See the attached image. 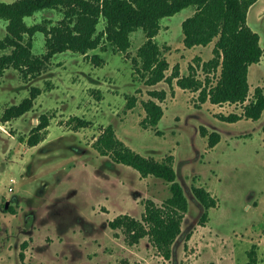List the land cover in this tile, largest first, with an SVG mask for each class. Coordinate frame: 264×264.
<instances>
[{
  "label": "rangeland",
  "instance_id": "1",
  "mask_svg": "<svg viewBox=\"0 0 264 264\" xmlns=\"http://www.w3.org/2000/svg\"><path fill=\"white\" fill-rule=\"evenodd\" d=\"M261 2L249 12L248 23L264 50ZM191 14L187 8L160 20L155 41L169 63L167 76L178 65L180 75L194 71L203 80L199 65L212 58L213 46L202 52L183 46L181 23ZM60 17L54 9L25 22L34 25L48 19L55 24ZM103 26L101 21L98 30ZM5 35L6 22L0 18V40ZM144 41L141 30L131 34L129 57L111 47L90 51L88 58L59 53L30 81L13 68L0 75V116L29 97L31 87L41 89L31 111L0 123V264H246L253 248L257 264H264V111L257 121L221 119L242 114L255 88L264 89V53L250 70L244 104H201L198 92L181 90L175 81L172 88L165 81L155 87L145 84L133 63ZM32 51L45 54L41 33L33 37ZM95 54L103 59L101 66L90 61ZM152 89L167 95L162 102L156 100L163 109L157 127H145L143 102ZM43 114L50 117L43 146L28 147L26 137ZM78 120L87 124L78 127ZM109 125L136 153L157 161L173 157L189 210L171 261L147 238L130 245L122 230L109 226L121 215L140 219L146 200L160 205L170 195L164 180L144 178L98 153L94 143ZM214 131L221 138L210 148L208 135ZM193 187L204 188L216 200L203 223ZM18 198L21 205H13L11 199Z\"/></svg>",
  "mask_w": 264,
  "mask_h": 264
},
{
  "label": "trees",
  "instance_id": "2",
  "mask_svg": "<svg viewBox=\"0 0 264 264\" xmlns=\"http://www.w3.org/2000/svg\"><path fill=\"white\" fill-rule=\"evenodd\" d=\"M257 0H15L0 2V18L6 22V35L0 40V75L9 68L17 70L24 80H32L42 74L48 61L63 52H72L88 58L90 51H106L111 47L115 53L129 57L131 34L141 30L145 41L137 49L133 63L137 73L145 79L148 87H155L165 81L172 88L173 81L181 90L199 93L201 104L212 105L244 104L249 95V67L259 63L264 50L260 36L247 23L249 8ZM192 9V14L183 20L182 44L187 49L204 47L213 43L212 58L202 62L205 74L200 79L190 72L186 76L179 73L175 65L170 75L168 61L162 56L155 41L160 30V20L171 17L184 9ZM59 10V21L52 24L48 19L42 23L28 25L25 18L42 10ZM104 26L98 30L100 22ZM41 33L45 40L46 52L42 56L33 53V37ZM90 61L101 66L103 59L95 54ZM199 61L200 57H199ZM193 70V67H190ZM41 89L31 87L29 97L16 105L7 107L0 116V123L6 124L22 117L32 110ZM150 99L143 102L146 116L145 127H157L163 109L157 102L166 98L165 90L148 91ZM157 100V101H156ZM130 105V104H129ZM264 111V89L257 87L254 97L243 107L240 115L221 116L226 122H236L241 118L257 121ZM50 117L43 114L39 123L26 137H20L28 147H35L45 140ZM78 127L87 123L78 120ZM206 135V130L201 129ZM220 134L210 132L208 145L215 147ZM102 156H109L113 162L136 170L142 177L152 176L168 184L169 197L160 205L146 200L144 213L140 219L121 215L109 222L112 229H120L130 245L147 238L158 253L167 261L173 260V247L181 234L189 202L183 185L178 180L173 157L163 161L145 157L131 150L120 141L111 125L102 130L94 143ZM193 195L203 209L201 222L207 219L208 210L216 205V200L204 188L193 187ZM10 209V208H9ZM26 243L22 249L26 248ZM23 257V255H22ZM246 264H257L255 249L248 252Z\"/></svg>",
  "mask_w": 264,
  "mask_h": 264
},
{
  "label": "crops",
  "instance_id": "3",
  "mask_svg": "<svg viewBox=\"0 0 264 264\" xmlns=\"http://www.w3.org/2000/svg\"><path fill=\"white\" fill-rule=\"evenodd\" d=\"M260 0H257V2H255L250 8H249V10H248V14H249V12L252 10V8L254 7V6H256V4L259 2ZM247 23H248V15H247ZM249 24V23H248ZM255 31V30H254ZM211 46H213V43H211V44H209V45H207V46H204V47H199V49L201 50V52L203 51V50H205V49H208V48H210ZM194 48H198V47H194ZM213 48V47H212ZM193 49V48H192ZM263 57V56H262ZM262 59V58H261ZM258 64V63H257ZM257 64H254V65H257ZM254 65H252V66H254ZM252 66H250L249 67V84H250V70H251V68H252Z\"/></svg>",
  "mask_w": 264,
  "mask_h": 264
},
{
  "label": "flooded vegetation",
  "instance_id": "4",
  "mask_svg": "<svg viewBox=\"0 0 264 264\" xmlns=\"http://www.w3.org/2000/svg\"><path fill=\"white\" fill-rule=\"evenodd\" d=\"M261 1H263V0H260L257 4H256V6L261 2ZM257 2V1H256ZM262 3V2H261ZM50 10H42V11H40V13H44V12H49ZM183 22V21H182ZM40 23H42V22H40ZM37 24V23H36ZM31 26V25H30ZM42 143V142H41ZM41 143L40 144H38L37 146H35L36 148H39V150L42 148V146L43 145H41ZM117 164V163H116ZM28 168H29V171H31V166H29L28 165ZM11 201L13 202V205H21V204H19V203H21L20 201H21V198L19 199H14V200H12L11 199Z\"/></svg>",
  "mask_w": 264,
  "mask_h": 264
},
{
  "label": "water",
  "instance_id": "5",
  "mask_svg": "<svg viewBox=\"0 0 264 264\" xmlns=\"http://www.w3.org/2000/svg\"><path fill=\"white\" fill-rule=\"evenodd\" d=\"M248 77H249V74H248ZM5 207H6V208L8 207V203L5 204Z\"/></svg>",
  "mask_w": 264,
  "mask_h": 264
},
{
  "label": "built area",
  "instance_id": "6",
  "mask_svg": "<svg viewBox=\"0 0 264 264\" xmlns=\"http://www.w3.org/2000/svg\"><path fill=\"white\" fill-rule=\"evenodd\" d=\"M11 191V189H9Z\"/></svg>",
  "mask_w": 264,
  "mask_h": 264
}]
</instances>
